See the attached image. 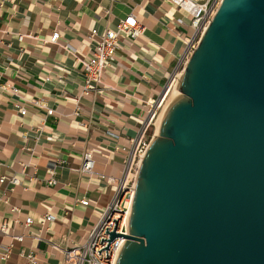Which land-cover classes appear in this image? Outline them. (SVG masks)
<instances>
[{
    "label": "crops",
    "instance_id": "crops-1",
    "mask_svg": "<svg viewBox=\"0 0 264 264\" xmlns=\"http://www.w3.org/2000/svg\"><path fill=\"white\" fill-rule=\"evenodd\" d=\"M129 14L142 36L120 38L102 93L81 96L76 59L90 52L89 30L103 33ZM53 32L56 43L49 42ZM191 35L187 17L164 0H0V176L19 181L0 184V223L23 236L18 242L0 233V257L11 245L0 264H27L29 251L38 264H67L62 251L84 242L114 194L99 176L125 171L122 149L132 150ZM16 102L25 103V116ZM85 152L94 162L89 176L79 173ZM47 214L55 220L40 229Z\"/></svg>",
    "mask_w": 264,
    "mask_h": 264
},
{
    "label": "water",
    "instance_id": "water-1",
    "mask_svg": "<svg viewBox=\"0 0 264 264\" xmlns=\"http://www.w3.org/2000/svg\"><path fill=\"white\" fill-rule=\"evenodd\" d=\"M139 167L116 264H264V0H222ZM97 251L100 254V251Z\"/></svg>",
    "mask_w": 264,
    "mask_h": 264
},
{
    "label": "built area",
    "instance_id": "built-area-1",
    "mask_svg": "<svg viewBox=\"0 0 264 264\" xmlns=\"http://www.w3.org/2000/svg\"><path fill=\"white\" fill-rule=\"evenodd\" d=\"M172 5L177 10L181 11L188 19V25L192 31L190 38L185 40L184 48L181 57L179 58L178 69L173 76L172 80L179 79L178 75L181 73L185 63L189 59L196 48L201 35L210 23L212 17L216 13L222 0H164ZM88 40L91 43L90 52L86 56L77 58V62L80 65V70L83 75V83L80 91L81 96H95L102 93L103 89V77L107 67L114 61L116 52L120 49L119 39H129L131 42L136 41L142 36L143 27H141L135 20L132 14L127 15L124 19L118 20L112 29H107L103 33H98L96 29L89 30ZM59 39V35L56 32L51 34L49 39L50 43H56ZM181 69V70H180ZM10 92L13 95H18V90L10 87ZM160 97V95H159ZM158 97V98H159ZM157 98V99H158ZM159 101V99H158ZM77 102V100H76ZM159 103V102H158ZM31 105L39 106L38 101H31ZM155 101L150 105L148 120L146 124L139 129L138 136L132 141V150L127 151L122 149L126 154V166L125 171L118 178L102 176L99 177L110 185L114 194L111 198V202L103 211V214L96 226L92 227L91 231L87 235L84 242L78 245H73L68 249H64V259L67 264H116L117 258L121 249L125 244V239L115 238L108 244L106 250L107 257H105V250H101L107 244L108 236L113 231L114 223L116 221L114 232L121 235L127 234V221L134 197V189L136 179L141 164V160L147 150L151 141L156 137L155 131L152 134L148 133V128L154 118L155 111L153 106ZM159 105V104H158ZM15 109L19 116L26 115L25 103L16 102ZM78 112V107L76 106ZM47 115L53 113L52 109H47ZM111 136H114L111 134ZM93 157L91 152H85L82 156V163L79 169V173L82 175L93 174ZM50 179L49 183H53V172L48 171ZM7 182L11 186L19 184V181L14 177L0 176V184ZM88 201H80V205L87 206ZM16 208L11 207L10 212L15 214ZM55 218L49 214L45 215L39 223L40 229L45 224L53 222ZM24 226L30 227L33 224V220L30 217L25 218ZM107 228V233L105 229ZM0 233L2 235L9 236L18 242L23 241V236L10 234V227L8 221L0 223ZM35 238V237H33ZM37 238V237H36ZM35 238V239H36ZM11 245L8 246L4 252V255L0 257L1 260H6L9 255ZM100 251V254L97 251ZM25 258L27 264H38L36 255L33 251H29Z\"/></svg>",
    "mask_w": 264,
    "mask_h": 264
},
{
    "label": "rangeland",
    "instance_id": "rangeland-1",
    "mask_svg": "<svg viewBox=\"0 0 264 264\" xmlns=\"http://www.w3.org/2000/svg\"><path fill=\"white\" fill-rule=\"evenodd\" d=\"M181 70V69H180ZM179 80V79H176V81ZM174 80L170 79L167 84L164 86L163 88V91L160 93V97L158 98L157 100H155V104L153 106V110L155 111V114H154V118L152 119L151 121V124L148 128V133L149 134H152L154 131H155V126H154V123L155 121L157 120V117L161 114V112L163 111L164 107L167 106V108L169 107V105L171 103H173L175 100H177L178 98L181 97V94L179 92H176L172 95H170L166 100L165 102L163 103L162 102V99L163 97L165 96L166 94V90L168 89L167 87L170 86L171 82H173ZM178 83H176L177 85ZM169 85V86H168ZM167 88V89H166ZM159 102V103H158ZM159 104V105H158Z\"/></svg>",
    "mask_w": 264,
    "mask_h": 264
},
{
    "label": "bare ground",
    "instance_id": "bare-ground-1",
    "mask_svg": "<svg viewBox=\"0 0 264 264\" xmlns=\"http://www.w3.org/2000/svg\"><path fill=\"white\" fill-rule=\"evenodd\" d=\"M181 75V73L178 75V78L180 79V76ZM178 81L179 80H177L176 81V79L173 81V82H171V84H170V86L169 87H167L166 89V94H165V96L163 97V99H162V102L164 103L165 102V100L170 96V95H172V94H174V93H176V92H178V84L176 85V83H178ZM167 110V106L166 107H164V109H163V111L161 112V114L157 117V120L155 121V123H154V126H155V136H158V134H159V127H160V124H161V121H162V118H163V116H164V113H165V111Z\"/></svg>",
    "mask_w": 264,
    "mask_h": 264
}]
</instances>
